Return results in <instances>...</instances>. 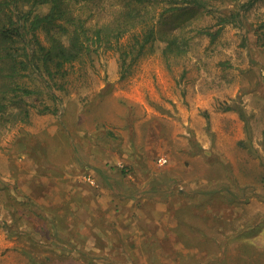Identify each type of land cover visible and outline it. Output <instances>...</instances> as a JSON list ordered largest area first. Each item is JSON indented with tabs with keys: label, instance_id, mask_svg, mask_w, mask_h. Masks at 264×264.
<instances>
[{
	"label": "rangeland",
	"instance_id": "rangeland-1",
	"mask_svg": "<svg viewBox=\"0 0 264 264\" xmlns=\"http://www.w3.org/2000/svg\"><path fill=\"white\" fill-rule=\"evenodd\" d=\"M70 1L88 24L112 18L119 6L118 0ZM166 3H149L148 16L157 20ZM230 14L220 25V16ZM164 18L187 42L184 53L164 54L165 42L155 39L136 58H123L120 47L134 42L137 26L113 47L99 45L82 65L76 62L56 99L30 69L22 81L35 93L4 99L0 264H84L74 247L77 228L92 230V212L139 209L116 184L142 177L148 163V177L166 182L163 200L172 209L237 212L240 218L229 224L244 222L238 263L264 264V0L181 4L155 22L160 26ZM219 26L211 40L205 31ZM23 106L25 120L6 117ZM125 143L134 147L128 150L134 160H106L107 152L127 150ZM71 184L84 192L71 193ZM77 212H85V220Z\"/></svg>",
	"mask_w": 264,
	"mask_h": 264
},
{
	"label": "trees",
	"instance_id": "trees-1",
	"mask_svg": "<svg viewBox=\"0 0 264 264\" xmlns=\"http://www.w3.org/2000/svg\"><path fill=\"white\" fill-rule=\"evenodd\" d=\"M157 1L118 0L119 6L112 18L88 24V16L77 13L70 0H0V117L4 115L6 97L14 93L21 96L35 93L22 81L28 69L43 78L47 93L56 99V90L66 89L69 72L76 62L82 65L99 45L113 47V41L117 42L137 26L139 32H132L134 42L128 47H120L123 58L130 53L136 58L155 39L165 42L164 54L184 53L187 42L179 39L177 25L165 18L160 26L156 22H162L166 12L177 10L181 4L206 6L208 0H167L155 22L156 14L148 16V6ZM41 4L47 6L44 12L34 9L35 5ZM232 15L220 16V25L229 21ZM221 27L214 31L207 29L205 33L213 40ZM38 31L43 33V38ZM7 115L8 118L20 115L19 119L25 120L28 109L23 106Z\"/></svg>",
	"mask_w": 264,
	"mask_h": 264
},
{
	"label": "crops",
	"instance_id": "crops-1",
	"mask_svg": "<svg viewBox=\"0 0 264 264\" xmlns=\"http://www.w3.org/2000/svg\"><path fill=\"white\" fill-rule=\"evenodd\" d=\"M82 134L83 131H79L81 138ZM92 136L94 138V134ZM94 146L96 147V144ZM125 147L127 150L117 149L115 153L107 152L109 157L106 160H111L113 163L121 161L128 163L134 160L133 152L128 151L129 148L134 147L127 143L123 145V148ZM93 154L94 151L91 150L90 160H93L91 158L94 157ZM149 164L144 170L140 169L142 177L126 179L123 184L118 181L116 184L122 188V196L129 200V204L134 202L136 206L138 203L141 204L139 209L130 212L110 209L103 213L92 212L87 214L88 218L94 221L92 230L88 229L89 233H85V228H77L78 243L74 247L77 254L80 257L82 255V262L84 264H239V244L245 238V230L242 227L244 222L241 223L242 228L230 225L240 218L239 214L221 210L214 213L212 210L172 209L169 205L170 200H163L164 187L161 188L160 185L162 183L165 185L166 182L157 176L148 177L152 176L149 173ZM71 186V193L84 192L83 187L79 189L78 184ZM106 194L112 198L121 196L119 192L110 191ZM144 203L150 209H142ZM77 214L85 220V212H77ZM95 219L98 220V225ZM83 224L84 221H81L80 225ZM32 230L34 235H37V229L32 228ZM69 250L71 249H66V252ZM89 251H93L94 255L91 262H88L91 259ZM63 256L66 260L70 259L68 254Z\"/></svg>",
	"mask_w": 264,
	"mask_h": 264
},
{
	"label": "built area",
	"instance_id": "built-area-1",
	"mask_svg": "<svg viewBox=\"0 0 264 264\" xmlns=\"http://www.w3.org/2000/svg\"><path fill=\"white\" fill-rule=\"evenodd\" d=\"M165 161H166V159L163 156L158 158V162H160V163H164Z\"/></svg>",
	"mask_w": 264,
	"mask_h": 264
}]
</instances>
